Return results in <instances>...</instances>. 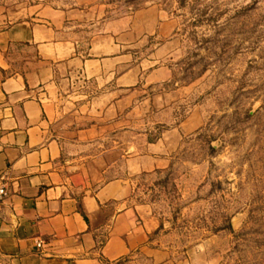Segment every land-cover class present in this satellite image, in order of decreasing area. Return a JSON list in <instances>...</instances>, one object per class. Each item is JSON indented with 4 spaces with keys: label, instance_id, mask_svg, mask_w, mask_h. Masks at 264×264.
I'll return each mask as SVG.
<instances>
[{
    "label": "crops",
    "instance_id": "0c3cea01",
    "mask_svg": "<svg viewBox=\"0 0 264 264\" xmlns=\"http://www.w3.org/2000/svg\"><path fill=\"white\" fill-rule=\"evenodd\" d=\"M8 1L0 0V264H223L163 246L151 207L133 196L136 179L168 170L182 137L201 125L193 112L177 123L181 97L162 88L173 23L155 7L127 19L99 0ZM146 125L165 128L149 143Z\"/></svg>",
    "mask_w": 264,
    "mask_h": 264
},
{
    "label": "rangeland",
    "instance_id": "374dc122",
    "mask_svg": "<svg viewBox=\"0 0 264 264\" xmlns=\"http://www.w3.org/2000/svg\"><path fill=\"white\" fill-rule=\"evenodd\" d=\"M99 1L113 18L155 7L173 23L171 77L162 88L178 90L177 123L191 112L201 121L168 170L136 179L134 198L160 223L156 238L177 255L206 251L223 264H264V0ZM162 127L146 125L147 142Z\"/></svg>",
    "mask_w": 264,
    "mask_h": 264
},
{
    "label": "built area",
    "instance_id": "2783aa9c",
    "mask_svg": "<svg viewBox=\"0 0 264 264\" xmlns=\"http://www.w3.org/2000/svg\"><path fill=\"white\" fill-rule=\"evenodd\" d=\"M7 197V187L4 183L0 182V205L3 203L5 198ZM41 243L37 244V247H40Z\"/></svg>",
    "mask_w": 264,
    "mask_h": 264
}]
</instances>
